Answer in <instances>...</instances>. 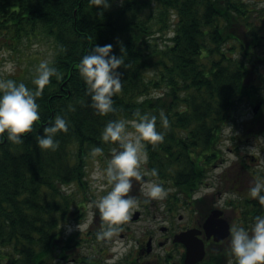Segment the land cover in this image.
<instances>
[{
  "label": "trees",
  "instance_id": "obj_1",
  "mask_svg": "<svg viewBox=\"0 0 264 264\" xmlns=\"http://www.w3.org/2000/svg\"><path fill=\"white\" fill-rule=\"evenodd\" d=\"M263 17L264 8L250 10L242 0H0V49L47 41L48 62L57 69L36 97L40 118L32 131L19 143L0 133V264L67 263L61 257L75 247L79 264H93V253L79 252L92 241L93 229L64 235L61 227L70 226L80 202H91L86 163L92 148L101 146L97 156L103 158L118 143L102 139L104 125L135 119L137 111L156 114L157 130L165 133L162 141L144 142L147 177L168 187L171 210L178 201L187 205L218 157L221 131L238 105L258 103L261 93L252 84L263 80L258 75L264 67ZM237 24L246 28L241 42L232 37ZM106 43L123 56L122 86L112 97L114 111L101 114L92 106L79 62L94 45ZM36 75L37 70H16L9 78L37 89ZM161 111L169 120L166 127ZM58 114L67 120V130L55 133V149L40 147L36 133ZM257 118L260 128L253 130L251 122L246 134L264 133V118ZM259 175L264 180V172ZM237 199L246 227L264 215L258 197ZM227 259L225 250H208L196 264Z\"/></svg>",
  "mask_w": 264,
  "mask_h": 264
},
{
  "label": "clouds",
  "instance_id": "obj_2",
  "mask_svg": "<svg viewBox=\"0 0 264 264\" xmlns=\"http://www.w3.org/2000/svg\"><path fill=\"white\" fill-rule=\"evenodd\" d=\"M112 48L111 43L96 44L79 62V71L88 84L92 106L101 114L114 111L112 97L122 86V73L118 71V66L123 63V56L113 53ZM6 68L13 71L12 62ZM37 72L33 80L37 89L30 88L23 81L0 78V133H6V138L13 142H22L24 134L32 131L33 123L40 118L36 97L49 83V78L57 74V69L45 59L40 61ZM136 116L131 120H109L101 133L103 140L118 143L111 148L112 155L107 166L101 167L100 161L96 160V167L91 172L96 187L102 190L110 185V190L92 202L108 222V226L97 233L100 237L111 236L118 230L116 225L128 220L134 207L138 206L137 198L129 193L133 187V178L143 180L146 174L140 167L142 162L148 160L144 142L156 143L164 139L165 133L157 130L156 114L137 111ZM159 118L166 127L169 123L167 115L161 111ZM129 124L134 130L128 128ZM67 127L65 117L56 115L50 124L43 127L42 132L36 133L37 144L42 148L55 149L58 146L55 133L67 130ZM91 151L95 155L102 153L103 148L95 146ZM151 175L157 176L158 170L152 168ZM143 190L148 197L158 199L166 197L169 191L156 180L145 181ZM250 193L264 202V180H256ZM91 216L90 213V220ZM76 227L79 229L80 223ZM230 252L236 264H264V215L255 216L250 228L239 224L231 226Z\"/></svg>",
  "mask_w": 264,
  "mask_h": 264
},
{
  "label": "rangeland",
  "instance_id": "obj_3",
  "mask_svg": "<svg viewBox=\"0 0 264 264\" xmlns=\"http://www.w3.org/2000/svg\"><path fill=\"white\" fill-rule=\"evenodd\" d=\"M242 1L247 3L248 8L253 11L264 8V0ZM252 17H254V15ZM235 29L241 32L245 39L246 28L241 24H237ZM159 34L160 33H157L155 36L158 38L157 42L163 46L164 37L162 38ZM170 35L171 33L167 34V36ZM228 41H231V39H228ZM234 41L237 42L236 40ZM228 45H230V43ZM51 54V45L47 41H25L14 51H7L6 48H2L0 49V78L8 79L16 70L26 74L33 73L37 70L40 61L45 59L49 60ZM9 62H12L13 64V71H8L6 68V65ZM249 78L251 79L252 76H249ZM260 85H262L264 90V79L261 81ZM239 111H241V115L239 114ZM234 114L235 116L230 120L231 122L221 131L220 142L217 145L220 150L218 152V157L208 166L206 177L194 195V198L199 197L200 201L190 203L189 200H186L187 205L181 204L182 208H177L175 206L176 209L172 211L174 216H170L169 213L165 214L163 212L165 209L163 207L164 202L161 201H163L165 197L163 199H149L151 197H148L144 193L143 184L140 189L143 196L149 200L158 201L159 203L156 204L147 201L146 203L141 204L140 199H138V206L134 207L130 218L116 225L118 230L113 232L111 236H105L106 239L103 243H96L97 248L108 246L107 249L111 255H106L105 258H109L107 260L109 264L115 263L116 261L118 262L129 254L134 258L138 246L137 242H146L148 236L152 237L153 251L148 256L144 257V260L152 261L158 256L163 260L165 255H176L179 248L175 245L166 244L162 247L157 245V241L163 240V234L159 231V227L162 225L169 226L172 231H177L181 226L187 225L190 221H193V212H195V215L201 213L203 215L206 206L209 204H213L214 206L223 209L226 215L231 219L232 225L239 224L245 226L242 220L240 221L242 215L239 206L241 205L238 204L237 198L249 194L250 188L254 182L258 179L261 180L259 174L260 172H264V136L253 137L252 135V137L247 138L245 130L239 128L240 123L243 122L242 120H246L251 115V109L247 102L238 105ZM128 128L134 130L132 129V126L128 125ZM110 154L112 155V152ZM240 154H243L242 156L246 154V156L243 158ZM111 155L99 158L97 154H92L87 159L86 194L91 196V202H85L84 204L83 202H80L81 206L83 204V207L79 209L80 206L77 210L73 211L74 213L69 217L70 226L68 227L65 225L61 227L64 235L69 234L75 229L80 232H86L88 229H93L92 216L91 220L89 216L90 213L93 215L94 204L92 202L95 201L94 195H96V200H98L101 195L110 190V185L102 190L96 187L91 172L96 167V160L100 161L101 167H106L107 161L110 159ZM238 155L243 158V160L239 162L246 167L247 171H243L241 168L239 169V166L235 164L238 160ZM140 167L145 171L146 161L142 162ZM145 176L147 177L146 174ZM252 176H255V180ZM78 192L81 194V191ZM96 210L100 213L98 208H96ZM135 210H141L142 215L131 220ZM158 213H162V215H158ZM195 215L194 217L199 218V216L197 217ZM179 216H181V219H179ZM78 223L81 225L79 229L76 227ZM96 223L97 228H99L98 232L104 230V228L108 226V222L105 221L101 215H98ZM98 237L100 238V236ZM208 250H225L229 256V259L226 260V264H233L235 261V257L230 252V236L224 239L221 245H211ZM79 252H82L83 254H92V241L85 243L84 247L80 248ZM170 260L173 262V257ZM163 264H166V261H163Z\"/></svg>",
  "mask_w": 264,
  "mask_h": 264
},
{
  "label": "flooded vegetation",
  "instance_id": "obj_4",
  "mask_svg": "<svg viewBox=\"0 0 264 264\" xmlns=\"http://www.w3.org/2000/svg\"><path fill=\"white\" fill-rule=\"evenodd\" d=\"M233 38L237 41V42H241L244 40V37L242 36L241 32L235 30L233 31ZM263 66H264V63H263ZM255 69V68H254ZM258 75H259V78H262L264 79V67L262 69H259L258 71ZM255 76V75H254ZM253 88L255 89L256 92L259 91V93H261L259 95V99L257 100V104L254 105V102H252V105L250 104L249 107L251 109V115L246 119V120H242L243 122L240 123V127L242 130H244V128H246V126L250 125L251 122L254 123L255 125L253 126V130L254 129H259L260 128V125L258 124L259 123V120L258 121H253L254 118L258 119L257 116H260L261 118H264V90H263V87L262 85L260 86H256L255 83L252 84ZM239 114L241 115V111H239ZM260 132V131H259ZM250 132L247 131V134H246V131H245V135L248 137H252L251 135H249ZM260 136H264V133H260ZM236 137V136H234ZM241 156L243 154H240ZM238 155V160L235 164H237L239 166V169H243V171H247L246 167L240 163L239 161L243 160L244 156H246V154L244 156H240ZM255 176H252V178L255 180L254 178ZM134 180V183H133V187L131 189V192L129 193L130 195H134L137 200L140 199V203H146L147 201H151V203H156L158 204L159 202L158 201H155V200H149V199H152V198H145L143 196V193L142 191L140 190L141 189V186L144 184L145 181L147 180H152L146 176H144L143 180H135V178H133ZM169 195H172L171 192L168 193L167 196ZM167 196L164 198L163 201L161 202H164L163 204V207L165 208L164 209V213L165 214H168L170 216H174L173 214V210L170 209V207L168 206V203H170V200H167ZM95 197V200H96V195H94ZM173 199H176V196L173 195ZM194 201H200L199 197H196V198H192L189 200L190 203L194 202ZM176 207L177 208H182V205H181V202L178 201L176 203ZM213 207H216L214 206L213 204H209L206 206V210L203 212L204 214L202 215L199 214V215H195V212H193L192 214V218H193V221H190L187 225H184V226H181L177 231H172L171 228L169 226H160L159 227V231L162 232L163 234V240L162 241H157V245L159 247H162L166 244H172V245H175L176 247H178L179 249L177 250V254L176 255H165L163 260H161L160 256H158L157 258L155 257L152 261H147V260H144V257L148 256L152 251H153V246H152V237L148 236L147 238V241H143V242H137L138 243V246H137V249H136V256L134 258H132L129 254L127 256H125L122 260L120 261H116L115 263H111V264H163V261H166V264H183V259H184V254H185V248L184 246L181 244V243H175V242H172V237L174 234L176 233H179V232H182V231H185V230H188V229H191V228H195V229H200L201 230V233L198 235L199 237H201L202 239H204V246L206 248V252L208 251V248L211 246V245H221L222 244V241L220 242H214L212 240V238H209V239H205V233L202 229V225H203V222L205 220V218L207 217L209 211L213 208ZM158 210V209H157ZM223 210V209H222ZM134 213L137 215V216H141L142 215V211L140 210H135ZM133 213V214H134ZM98 215H100V213L97 212L96 210V207L94 205L93 207V215H92V226H93V236H92V252H93V264H109L107 262V260L109 258H105L106 255H111L109 250L107 249L108 246L106 247H100V248H97L96 247V243L97 242H100V243H103L106 239L105 236L103 237H98L97 233L99 231V228H97V223H96V219L98 217ZM158 215H162V213H158ZM195 216H199V218H196L194 217ZM139 216V217H140ZM223 217L229 222L230 224V228L232 226V223H231V219L226 215L225 211H223ZM179 219H181V216H179ZM132 220V218H131ZM164 221V220H163ZM149 242V245L147 244ZM147 245L149 246V249L147 248ZM68 257L67 259H63L64 257ZM173 257V262L170 260L172 259ZM78 258L79 256H77V253H76V247L75 249H71V250H67L65 253H64V256L61 257L62 260H65L67 263L69 262V264H79L78 263Z\"/></svg>",
  "mask_w": 264,
  "mask_h": 264
},
{
  "label": "water",
  "instance_id": "obj_5",
  "mask_svg": "<svg viewBox=\"0 0 264 264\" xmlns=\"http://www.w3.org/2000/svg\"><path fill=\"white\" fill-rule=\"evenodd\" d=\"M221 215L222 211L214 208L204 220L202 229L205 233L206 240L212 237L214 242H219L228 237L230 233L229 223ZM136 217L137 215L135 214L133 219H136ZM200 233V229L192 228L174 234L172 242L181 243L185 248L183 264H195L204 258V240L198 237ZM147 244L149 245V242ZM148 245L147 248L149 249Z\"/></svg>",
  "mask_w": 264,
  "mask_h": 264
}]
</instances>
